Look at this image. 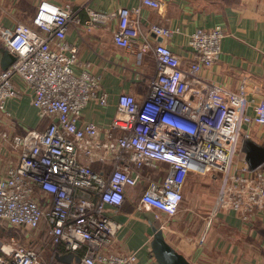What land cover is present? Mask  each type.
Wrapping results in <instances>:
<instances>
[{
    "label": "built area",
    "instance_id": "built-area-1",
    "mask_svg": "<svg viewBox=\"0 0 264 264\" xmlns=\"http://www.w3.org/2000/svg\"><path fill=\"white\" fill-rule=\"evenodd\" d=\"M143 4L162 6L157 0ZM140 13L141 8L117 11L116 45L133 49L141 34ZM78 14L70 5L42 0L30 24L17 23L13 30L0 24V48L17 57L7 70L0 67V112L10 115L6 105L22 97L21 82L40 118L50 120L43 131L10 139L18 157L0 172V230L39 231L42 239L38 235L27 244L0 239V264H55L67 253L79 255L81 264H140L136 253L111 251L122 228L111 214L123 205L127 188L142 182L143 170L159 162L170 168L161 180L149 179L141 197L145 207L176 215L188 175L213 172L225 177L217 209L233 211L245 223L264 214V169L234 162L244 127L264 125V100L249 115L245 84L231 92L202 75L220 59L224 29L191 34L194 58L187 68L163 42H146L142 51L152 50L157 62L149 92L142 100L121 94L102 138L95 122L81 121L91 102L105 105L109 94L89 67L75 70L79 49L67 35L71 24H80ZM89 14V28L110 20L104 13ZM151 33L173 36L159 25ZM94 163L104 168L96 171Z\"/></svg>",
    "mask_w": 264,
    "mask_h": 264
},
{
    "label": "crops",
    "instance_id": "crops-1",
    "mask_svg": "<svg viewBox=\"0 0 264 264\" xmlns=\"http://www.w3.org/2000/svg\"><path fill=\"white\" fill-rule=\"evenodd\" d=\"M40 1L0 0V24L11 30L17 23L30 24ZM48 1L79 10L80 24H71L67 35V41L79 49L75 70L80 73L89 67L109 94L105 105L91 102L81 121L95 122L102 138L116 115L121 94L142 100L149 92L157 62L152 50L142 51L143 45L163 42L180 56L187 68L194 58L190 36L201 28L221 26L225 31L220 59L202 75L231 92L239 91L245 84L249 115H254V107L264 100V0H157L162 4L160 10L145 6L143 0ZM121 8H141V34L133 49L119 47L114 41L119 25L116 13ZM90 11L109 15V22L89 28L86 23ZM153 25L171 29L173 36L156 38L151 33ZM18 86L24 93L8 101L6 111L20 115L24 129L45 130L50 120L40 118L25 85L18 82ZM243 133L264 147V125L245 126ZM234 162L239 167L245 164L239 160V149ZM92 167L96 171L104 168L100 163ZM260 167L264 169V164ZM169 168L164 162H159L156 168L147 167L142 172V182L127 188L123 205L111 214L122 226L111 251L136 253L140 264H159L151 248L152 228L156 227L192 264H264V214L258 213L245 223L235 212L217 209L218 194L225 180L222 175L190 173L183 189L184 200L174 216L142 205L141 197L149 179L161 180Z\"/></svg>",
    "mask_w": 264,
    "mask_h": 264
},
{
    "label": "water",
    "instance_id": "water-1",
    "mask_svg": "<svg viewBox=\"0 0 264 264\" xmlns=\"http://www.w3.org/2000/svg\"><path fill=\"white\" fill-rule=\"evenodd\" d=\"M0 55V67L3 70H7L17 59L6 47L0 48ZM238 149L239 160L245 163L250 170H255L264 164V147L250 136L241 133ZM152 231V254L159 264H192L167 242L162 230L153 227ZM58 260L64 264H81L82 262L81 257L74 253L58 256Z\"/></svg>",
    "mask_w": 264,
    "mask_h": 264
},
{
    "label": "rangeland",
    "instance_id": "rangeland-1",
    "mask_svg": "<svg viewBox=\"0 0 264 264\" xmlns=\"http://www.w3.org/2000/svg\"><path fill=\"white\" fill-rule=\"evenodd\" d=\"M19 118L20 115H7L0 112V172H5L9 164L15 163L18 157V151L12 147L10 139L12 140L15 136H24L30 130L24 129ZM4 134L8 136L7 139ZM38 235L42 239L39 231L5 229L0 233V239L8 241L9 238L15 237L18 243L27 244L30 239L33 240ZM45 258L49 260L50 255Z\"/></svg>",
    "mask_w": 264,
    "mask_h": 264
},
{
    "label": "trees",
    "instance_id": "trees-1",
    "mask_svg": "<svg viewBox=\"0 0 264 264\" xmlns=\"http://www.w3.org/2000/svg\"><path fill=\"white\" fill-rule=\"evenodd\" d=\"M2 231H3V230H0V233H1ZM36 237H37V236H36ZM36 237H35V238H36ZM35 238H34V239H35ZM29 242H32V240L29 241ZM58 253H59V254H63V253H65V250H64L63 248H60ZM55 264H59V261L56 260V261H55Z\"/></svg>",
    "mask_w": 264,
    "mask_h": 264
}]
</instances>
